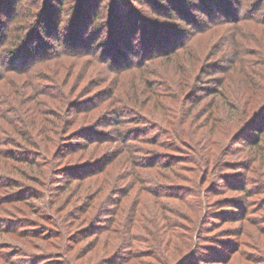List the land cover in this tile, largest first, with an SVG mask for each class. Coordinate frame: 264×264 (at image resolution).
<instances>
[{"label":"rangeland","instance_id":"1","mask_svg":"<svg viewBox=\"0 0 264 264\" xmlns=\"http://www.w3.org/2000/svg\"><path fill=\"white\" fill-rule=\"evenodd\" d=\"M162 4L171 5L167 0ZM261 7L256 14L246 11L238 25L230 22L235 19L222 18L209 27H185L186 45L116 72L109 56L103 59L102 49L95 55L55 48L52 57L35 66L32 76L20 63L5 70L0 62V264H10L8 257L15 253L17 261L27 255H49L46 264H67L68 257L72 264H125L108 262L119 257L128 259L126 264H176L191 252L186 244L192 235L189 229L203 235L198 237L202 246L216 243L213 237L241 239V250L228 264H264L249 260H264V190L249 196L262 201L249 220L224 221L219 216L229 208L228 201L244 197L237 187H221L223 178L239 181L245 174L254 184L264 185V138L255 150L241 142L248 116L264 114ZM172 15L181 18L180 13ZM236 39L245 45L240 50L243 61L232 54ZM45 41L60 42L52 36ZM121 103L134 107L138 117L156 123L160 131L168 129L174 139L172 148L149 144V153H143L150 163L156 162L139 167L144 177L152 178L149 183L132 184L129 154L116 138L78 137L100 125V130L115 136L116 126L107 120L112 118L110 109ZM168 140L166 134L157 141L169 144ZM25 148L41 154L23 158ZM187 154L196 162L182 163L185 168L180 164L174 171L165 166L166 157ZM104 158L111 163L102 172L79 176L84 173L81 167ZM70 173L77 177L70 178ZM160 186L177 191L189 186L202 194L159 193ZM114 196L120 204H111ZM133 218L138 221L134 231L139 232L134 249L144 253L129 257L128 237L120 229L126 233ZM168 220L175 226L168 228ZM100 223L113 227L100 234ZM241 226L243 235L235 233ZM26 229L40 232L28 234Z\"/></svg>","mask_w":264,"mask_h":264},{"label":"trees","instance_id":"2","mask_svg":"<svg viewBox=\"0 0 264 264\" xmlns=\"http://www.w3.org/2000/svg\"><path fill=\"white\" fill-rule=\"evenodd\" d=\"M167 1H169L172 6L168 4L163 5L162 0H0V62L3 63L4 66L2 65V67L5 70L20 63L22 66L21 69L26 67L27 69H24L25 73L32 76L36 68L35 66H37L39 62L45 59L48 60L52 57L53 53H55V48L58 49L63 47L72 50L82 49L84 51L78 53H92L95 55H98L99 49H102L104 50L102 52L104 55L103 59L109 56L111 59L109 64L112 65L110 67L112 71L116 72L133 64H141V61H146L148 58H151L150 56L167 54L176 46L182 47L186 45L187 43L184 44V42L188 38L186 35L188 31H186L185 27H209L221 22L222 18L229 20L231 18L232 20L235 19V21L230 22L234 25H238L241 24L238 20H241L242 16L246 15V11H254L253 13L256 14L258 10L262 9L261 6L264 5V0ZM53 2H57L56 7H52ZM235 8H237L238 13H236ZM191 9H198L199 11H191ZM241 11L242 15H239ZM175 12L180 13L182 19H176L177 16L175 15L173 17L172 14ZM218 14L224 15V17H220ZM160 15H163V17ZM166 17L169 21H166ZM205 17H207L208 20L205 21ZM255 17L257 18V15H255ZM255 17H253L254 21H256ZM170 18H175V21L170 20ZM184 18H186L188 22H184ZM65 26L67 27L65 34L61 36ZM147 27H149V29H145ZM157 32L161 33L157 34ZM139 33L140 38L137 39ZM46 36H48V38L52 36L55 41L60 42L57 45L55 42L50 44L45 41ZM183 37L186 39H183ZM241 44H243V41L236 39L233 41V46H231L232 54H235L237 58L242 55L240 50L245 46H241ZM56 52L59 53L62 51L60 49ZM141 52L142 54H140ZM244 57L245 55L240 57V60L243 61ZM10 64L11 66H8ZM200 81H202V79H200ZM58 88H61L60 85L57 89ZM52 89L56 88L52 87ZM76 107L73 109L75 112ZM110 112L112 118L107 121H111L108 125L114 124V126H116L115 136H110L100 130V125L95 126L96 129H85L78 137L88 139L89 141L92 139L110 140L111 138H116L118 142L124 145L123 151L129 154L128 163L131 164L129 173L135 177V183L132 184H136V182L140 184L151 182L152 178L147 179L144 177L139 167L146 168L154 166L156 162L153 161L150 163L151 158L148 159L146 157L148 154L144 156L145 154L143 153H149V144L159 143L164 146H170L171 148L175 146L174 139H172L171 135H168L170 131L165 128L160 131L161 129H157L156 123H151L148 119L142 118V116L138 117L140 116L139 111L124 103L114 105L113 108L110 109ZM132 113L136 116L138 115V119L134 116L132 117ZM253 113L246 119V131L244 130L245 133L241 138L243 146L251 150L260 147L264 138V114L263 112H255V116L252 117ZM130 118H134L131 119L134 121H129ZM130 123L135 125L130 127L127 125ZM166 134L169 139L168 141H170L169 144H167L166 141H163L164 143L157 141L161 136ZM0 143L2 144V142ZM237 146L238 145H235V147ZM24 152L22 157H30L31 159L41 154L39 151H33L28 148H25ZM166 158L169 159V162L165 166L168 165L173 171L176 170L180 164L179 168H185L182 166V163L189 161L196 162L197 160L190 154L173 155V157ZM110 160L104 158L101 162L98 160L95 161L94 164L96 165H84V167H81L84 173L82 174V170L79 169L78 172L81 173L79 176H87L93 172H102V170L111 163ZM166 160L163 161V163H165ZM72 175V173L69 174L70 178ZM73 176L74 178L77 177L75 173ZM223 182H225V184L222 186L220 185L221 187H237L238 190L243 193L244 197L228 201L229 208L223 213H220L219 216L221 219L224 221H242L246 220L245 218L247 217L249 220V213L256 210L257 207H260L262 201H253L248 198L256 193L263 192L264 185L254 184V180L251 178L249 179L245 174L239 181L238 179L232 180L223 178ZM154 183L156 184V181H154ZM182 188H184V190L177 191L166 190L165 187L160 186L159 193L163 192L180 196H187L190 194L188 197L202 194L200 190L191 189L189 186H183ZM212 189L216 188L212 187ZM120 203L121 201L118 200V197H112L111 204ZM110 206L112 207V205ZM115 210H117V213L118 209L115 208ZM110 214H114L113 216L116 217L115 211L114 213L111 211ZM257 219L258 218H256L255 221ZM135 222L138 221L136 218H133V225L127 229L126 233L120 229V233L128 237L126 239V249L128 250L129 257L144 253L142 252L144 250L138 251L134 249L138 237L137 233H139L138 231H134V229L137 228ZM112 223L114 225V219ZM111 224L105 225L100 223L98 232L103 234L111 231L113 227ZM166 224L168 228L175 226L170 220H168ZM244 227L241 226V229L235 233L243 235L245 233ZM26 230L25 232L28 234L40 232H30V230ZM60 233L61 231L56 232V234ZM188 233H192L186 240V244L191 246L189 248L191 252L189 255L179 259L176 264H203V262H211L214 260H218L221 264H228L241 250L243 242L241 239L233 240L223 237L216 239V237H213L212 239L216 240L214 241L216 243L202 246L198 239V237H200V239L203 237L202 234L196 235L194 230L191 229L188 230ZM17 255L18 254L15 253L8 257L10 264H46V262L50 261L47 259L50 258L49 255H42L40 258L35 255H27L22 258L20 257L21 259L19 261L13 260L15 258L14 256ZM127 260L119 257L113 260L110 259L108 262L118 261L125 262L126 264ZM249 260L254 263H261L264 261L263 258ZM68 263L72 264V260L69 257L67 259V264Z\"/></svg>","mask_w":264,"mask_h":264}]
</instances>
